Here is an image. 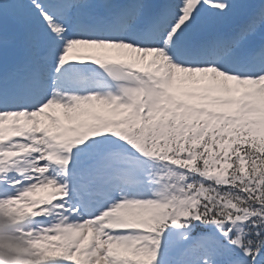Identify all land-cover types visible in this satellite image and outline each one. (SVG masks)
<instances>
[{"label":"snow or ice","instance_id":"obj_1","mask_svg":"<svg viewBox=\"0 0 264 264\" xmlns=\"http://www.w3.org/2000/svg\"><path fill=\"white\" fill-rule=\"evenodd\" d=\"M0 264H264V0H0Z\"/></svg>","mask_w":264,"mask_h":264},{"label":"rangeland","instance_id":"obj_2","mask_svg":"<svg viewBox=\"0 0 264 264\" xmlns=\"http://www.w3.org/2000/svg\"><path fill=\"white\" fill-rule=\"evenodd\" d=\"M46 190V189H45ZM39 191V190H38ZM38 193V192H37ZM37 193H35V195H37Z\"/></svg>","mask_w":264,"mask_h":264}]
</instances>
